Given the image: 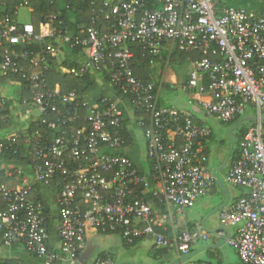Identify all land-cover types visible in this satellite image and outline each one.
<instances>
[{
  "label": "built area",
  "instance_id": "obj_1",
  "mask_svg": "<svg viewBox=\"0 0 264 264\" xmlns=\"http://www.w3.org/2000/svg\"><path fill=\"white\" fill-rule=\"evenodd\" d=\"M257 2L258 9L249 10L219 0H105L78 33L59 36L70 50L85 55L69 74L74 78L92 74L108 85V95L93 101L75 91L61 94L58 85L49 88L39 69L44 57L15 49L2 54L0 76L23 82L29 95L23 103L38 110L42 128L0 140V153L12 155L19 153L18 142L23 140L32 174L16 186L0 182L5 205L0 211V244L20 245L42 264H74L86 247L89 230L118 234L130 247L149 236L157 248H174L179 258L195 242L208 239L200 228L176 230L172 212L191 207L216 182L206 144L211 130L189 111L160 104L162 78L145 83L134 76L129 45H136L163 65L162 76L175 52H199L201 58L191 63L183 88L192 92L187 103L223 124L251 120L238 143V156L223 176L225 184L243 193L218 211L215 238L226 237L242 264H264V0ZM53 37L50 23L35 34L31 24L19 27L13 20H0V47ZM44 54L55 57L50 44ZM121 101L127 103L130 119ZM59 105L69 107L73 121L80 120L77 109L84 108L85 124L70 129L69 112L62 114ZM132 125L144 142L148 174L125 152L129 146L122 131L134 136ZM36 184L56 190L57 248L49 244L46 207L32 196ZM136 189L151 193L164 211L158 214L135 194ZM227 229H233V235L226 236ZM92 264L115 262L99 257Z\"/></svg>",
  "mask_w": 264,
  "mask_h": 264
},
{
  "label": "crops",
  "instance_id": "obj_2",
  "mask_svg": "<svg viewBox=\"0 0 264 264\" xmlns=\"http://www.w3.org/2000/svg\"><path fill=\"white\" fill-rule=\"evenodd\" d=\"M223 3H227L223 1ZM228 4V3H227ZM5 10V4L0 5V12ZM43 29V25L41 27ZM53 50L55 52V59L59 63L69 62L75 64H82L85 61V55L82 52H72L69 51L60 40L56 41V45L53 46ZM157 63L152 66L151 72V80L157 81L161 78L163 79V97L162 99L166 102V92L171 91H181L188 95L190 98L192 96V92L185 91L184 85L186 83V79L191 70L187 73H176L174 71L170 72L166 77L165 74L158 75L153 73L154 68ZM160 73V72H159ZM167 78V80H166ZM104 86L105 83H102ZM178 84L180 86H178ZM168 86V87H166ZM108 93L110 92L109 87L106 85ZM13 94L8 96L6 91H12ZM99 95V92H93L87 95L88 100L93 101ZM28 98V94L23 88L22 83L17 81L16 79H6L0 76V140L5 136L11 135H19L24 136L27 135L30 127L36 123L39 119V112L36 108H34L30 103L24 104L23 101ZM187 99V102L189 100ZM166 106H174L167 105ZM121 106H123L125 115L128 119L131 118V112L128 109L127 103L125 101H121ZM187 105H189L187 103ZM177 109H183L189 111L191 114L195 116L197 122L206 124L211 130V138L206 141L207 147L209 149V164L211 161V152L209 145L211 144V140L213 138V130L209 126L208 121L206 119L200 118L198 114V108L194 105H180L174 106ZM200 111V110H199ZM235 125H232L230 138L231 145L229 150L224 158V162L222 166L224 167L227 162L229 165L235 160L233 158L234 151L238 150V142L239 139L236 137L235 140L232 138V132ZM134 128V144L130 145L125 152L129 155L139 170L142 173H149V163L146 161L144 156V142L142 136L140 137L141 143L139 142L138 136L136 135V128ZM23 143V140H20ZM235 141V144L233 143ZM24 146V144H23ZM221 166V167H222ZM221 167L217 170L220 173ZM229 167V166H228ZM9 173L12 177H6L5 174ZM225 175V174H224ZM223 175V176H224ZM23 177H28L31 179V168L28 165L26 160L20 161L15 159H10L6 157L5 154L0 153V182L6 186H16L21 182ZM157 186H155L156 188ZM216 187V186H215ZM215 187L211 189V191L207 195H211L215 190ZM221 190L224 194V199L232 202L236 200L243 191L238 189V193L232 195L228 188L225 186L223 188L221 186ZM38 196L44 201L46 206L48 207L49 214V227H50V239L49 244L53 248H57L59 246V238L57 235L56 227L58 225V209L56 205V190L53 187H40ZM207 197V196H206ZM204 197L198 199L191 207L183 210L182 212H176L173 209V227L178 231L190 230L194 228H200L202 232L208 234V239L203 241H197L192 244L190 251L188 254H195L194 257L190 260L193 261H205L212 264H242L237 254L229 247L231 250L227 256H223L220 253V249L226 243V237L223 238H215V233L219 230L220 226L218 224L217 215L214 216V222L210 223L211 218L200 219L199 212L200 210H207L209 207V203L205 201ZM225 201V200H224ZM223 203V202H222ZM221 203V204H222ZM220 204V205H221ZM211 216V215H210ZM212 221V220H211ZM233 229H227L228 235H233ZM111 240V243L114 244L115 241H119L123 246H127L124 244L123 240L118 234L109 233V234H101L95 230H89L85 236L86 247L80 253L78 259L74 264H92L99 257H109L115 263V254L113 253V248H106L105 244L108 242L107 239ZM128 248L137 249L140 248L145 252L146 261L141 262L140 264H182L179 262V256L174 248H157L153 238L149 236H144L140 238L136 244L133 246H127ZM84 256L80 259V256ZM42 264V261L35 257L34 255L27 252L20 245H2L0 244V264ZM119 264H128L126 262H122Z\"/></svg>",
  "mask_w": 264,
  "mask_h": 264
},
{
  "label": "trees",
  "instance_id": "obj_3",
  "mask_svg": "<svg viewBox=\"0 0 264 264\" xmlns=\"http://www.w3.org/2000/svg\"><path fill=\"white\" fill-rule=\"evenodd\" d=\"M105 0H0V5L5 4V10L0 12V20L3 18H7L8 21H15L19 27H23L26 24H31L34 27L35 34H39L41 31V27L45 23H50L53 28V38H46L44 42H32L28 45L22 46H10L4 45L0 47V57L2 54L6 52H10L15 49L16 51L26 50L31 51L33 56L37 59L44 57V61L40 62V70L44 73L45 78L47 79V83L49 88H54L56 85L60 88L61 94H66L70 91H75L79 96L85 97L90 93L99 92L98 97L104 98L108 95V90L106 85L104 86L101 82H99L92 74H87L82 78H74L69 74V68L71 66H76L78 64L63 62L59 63L49 54H44L46 47L50 44L52 47L56 45V41L60 40L59 36L65 32L70 33H78L79 30L83 27V25L88 24L99 8L103 6ZM22 4V7H18ZM24 8V9H23ZM21 10V11H20ZM264 10V6L262 7ZM54 16V18H53ZM105 25H108L109 22H104ZM61 41V40H60ZM63 44V43H62ZM69 51L72 52H80L79 50H70L67 45L63 44ZM130 50L133 53V59L131 61V68L133 74L136 78L141 80L142 82H150L151 81V72L152 65L156 63V58L148 52L142 50L140 47L136 45H129ZM201 58V54L199 52L192 53H179L175 52L170 60L169 65L178 63V66H183L184 63H192L193 61ZM7 79H15L14 77H9ZM104 81H108L107 75L104 77ZM23 85V82H21ZM108 86V85H107ZM168 87V86H166ZM26 94L28 92L26 91ZM120 96V94H118ZM29 97V95H28ZM164 100L161 98L160 104L164 105ZM61 113L66 114V111L69 112V128H77L81 125H84L85 122L83 118L87 115V111L84 108L77 109V113L80 117V120L73 121L70 116V110L68 106L62 107L59 105ZM58 116L52 115L51 119H57ZM244 119H238L229 123V125H237L241 122H244ZM248 123L251 120H247ZM127 125V122L124 125ZM249 126V125H248ZM247 126V127H248ZM247 127L237 136L239 141L243 137ZM42 128L40 126L39 120L34 123L27 134H32L35 130ZM45 128V127H44ZM46 129V128H45ZM47 134L50 136H58L59 132L47 131ZM123 135L127 136V145H133L135 137L133 135L127 134V131H122ZM212 136H210L211 138ZM264 137V133H263ZM4 138V137H3ZM2 139V138H1ZM235 144V141H233ZM239 143V142H238ZM19 153L12 155L10 152L4 153L6 157L10 159L24 161L27 160L25 157L24 147L22 141L18 142ZM233 158L236 159L238 156V150L234 151L232 154ZM218 183L215 182L213 187H215ZM212 187V188H213ZM39 186L36 184L32 186V196L36 201H41L46 207V211L49 212L48 207L44 203V201L38 196ZM135 194L139 198L145 199L147 202H150L154 208V210L161 214L164 211V206L152 196L151 193L142 194L140 189L135 190ZM5 209L4 203L0 199V211ZM158 233H162V229H155ZM109 234V233H106ZM166 235L170 234V230L165 232ZM139 240V239H138ZM136 240L134 244L138 241ZM133 244V245H134ZM6 264V263H5Z\"/></svg>",
  "mask_w": 264,
  "mask_h": 264
},
{
  "label": "rangeland",
  "instance_id": "obj_4",
  "mask_svg": "<svg viewBox=\"0 0 264 264\" xmlns=\"http://www.w3.org/2000/svg\"><path fill=\"white\" fill-rule=\"evenodd\" d=\"M227 2L228 5L236 8H244V9H249V10H256L258 9V2L257 0H219V2ZM24 9V8H23ZM21 11V10H20ZM190 69V65L188 63H184L183 66L179 67L178 63L175 62V64L169 65L167 70L164 72L166 73L165 76L167 77L168 74L172 71L176 73H187ZM163 65L157 64L156 67L153 70V73L160 74L159 72H162ZM161 75V74H160ZM167 80V78H166ZM178 86H180L178 84ZM166 102L165 104L167 105H174V106H180V105H187V99L189 98L187 94L181 91H171V92H166ZM6 94L8 96L13 94L12 91H6ZM164 94V93H163ZM198 114L200 118L206 119L208 121L209 126L213 130V138L211 140V144L209 145L210 147V152H211V161L209 164V168L211 172L217 171L223 164L224 158L226 157V154L229 150V147L231 145V138H230V133H231V128L232 125L229 124H223L218 120H215L214 118L211 117H205L204 114L198 110ZM249 125L247 121L241 122L240 124L235 125L233 128L232 132V138L233 140L236 139V137ZM136 135L138 136L139 142L141 143L140 137L141 133L139 131L136 132ZM229 166V162L225 164V166L221 167L219 176L223 180V175L226 173L227 169ZM225 186L228 188L230 193L232 195H235L238 193L237 188L225 184ZM207 196V197H206ZM204 199L209 203V207L207 210H200L199 217L200 219H207L208 217L210 219V223L214 222L215 217L217 215L218 217V212L216 209L220 206V204L223 202L224 203V194L221 190V186L219 184L216 185L215 190L211 195H206ZM222 203V204H223ZM211 215V216H210ZM212 220V221H211ZM219 224V223H218ZM107 243L105 244L106 248H113V253L115 254V259L116 263L119 264L122 262H126L128 264H140L141 262L146 261V256L145 252L141 250L140 248H128L127 246H123L119 241H115L114 244L111 243V240L109 238L107 239ZM231 250L229 249V246L224 244L223 247L220 249V253L223 256H227Z\"/></svg>",
  "mask_w": 264,
  "mask_h": 264
},
{
  "label": "water",
  "instance_id": "obj_5",
  "mask_svg": "<svg viewBox=\"0 0 264 264\" xmlns=\"http://www.w3.org/2000/svg\"><path fill=\"white\" fill-rule=\"evenodd\" d=\"M214 176L216 177V182H217L220 186H222L223 188H225V183H224L223 180L220 178L218 171H215V172H214ZM228 203H229V200H228V198H227V199H225L224 203L221 204V205L216 209V211L218 212L220 209H222V208H223L224 206H226ZM194 255H195V254H191V253H190V254H187V255H185V256H182L181 258H179V262L183 264L184 262H186V261L192 259V258L194 257ZM83 256H84V254L80 256V259H81ZM135 264H137V263H135Z\"/></svg>",
  "mask_w": 264,
  "mask_h": 264
}]
</instances>
